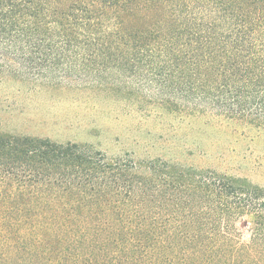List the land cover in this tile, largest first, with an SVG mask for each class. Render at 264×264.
<instances>
[{
    "label": "trees",
    "instance_id": "1",
    "mask_svg": "<svg viewBox=\"0 0 264 264\" xmlns=\"http://www.w3.org/2000/svg\"><path fill=\"white\" fill-rule=\"evenodd\" d=\"M0 78L264 130V0H0ZM0 264H264V188L0 132Z\"/></svg>",
    "mask_w": 264,
    "mask_h": 264
},
{
    "label": "rangeland",
    "instance_id": "2",
    "mask_svg": "<svg viewBox=\"0 0 264 264\" xmlns=\"http://www.w3.org/2000/svg\"><path fill=\"white\" fill-rule=\"evenodd\" d=\"M0 132L88 144L110 159H164L264 188V130L207 118L149 113L107 88L0 78ZM235 238L251 232L239 221Z\"/></svg>",
    "mask_w": 264,
    "mask_h": 264
}]
</instances>
